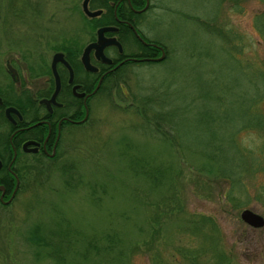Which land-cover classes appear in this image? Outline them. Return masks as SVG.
<instances>
[{
	"label": "rangeland",
	"instance_id": "rangeland-1",
	"mask_svg": "<svg viewBox=\"0 0 264 264\" xmlns=\"http://www.w3.org/2000/svg\"><path fill=\"white\" fill-rule=\"evenodd\" d=\"M81 3L0 0L1 92L96 37ZM145 17L166 55L123 67L54 157L25 159L0 264H264V225L240 217L264 218V1L150 0Z\"/></svg>",
	"mask_w": 264,
	"mask_h": 264
},
{
	"label": "flooded vegetation",
	"instance_id": "flooded-vegetation-1",
	"mask_svg": "<svg viewBox=\"0 0 264 264\" xmlns=\"http://www.w3.org/2000/svg\"><path fill=\"white\" fill-rule=\"evenodd\" d=\"M82 0L81 7L83 8ZM86 7L98 12L89 18L102 17L96 28V37L88 42L79 53L68 48L53 53L49 63V77L39 80L28 89L0 91V206L5 207L15 201L22 186V171L32 167L28 158L49 159L57 152L61 139L69 129L83 125L89 115L88 100L98 92L106 75L119 72L131 63L156 62L166 48L157 40H148L145 13L150 8V0H87ZM101 19V18H100ZM111 27L104 32L112 42L103 49L111 60L107 63L98 57L95 49L89 52V62L97 71L87 70L82 62L84 48L97 40V30ZM67 50H71L68 53ZM62 53L67 65L62 61L55 64V53ZM12 81L20 83V75L9 61L5 64ZM72 76V77H71ZM100 85L95 90L98 81ZM56 91V93H55ZM55 93V95H54ZM54 95V98L52 99Z\"/></svg>",
	"mask_w": 264,
	"mask_h": 264
},
{
	"label": "water",
	"instance_id": "water-1",
	"mask_svg": "<svg viewBox=\"0 0 264 264\" xmlns=\"http://www.w3.org/2000/svg\"><path fill=\"white\" fill-rule=\"evenodd\" d=\"M86 3H87V0H84L83 2V8H84V11L86 14H88L89 16H95L98 14V12H91L87 9L86 7ZM112 28L111 27H101L97 30V40L93 43H90L88 44L85 48H84V51H83V54H82V62L85 66V68L87 70H90V71H97V68L93 65L90 64L89 62V52L91 49H95V53L98 57H101L103 61L107 62V63H110L111 60L109 58H107L104 53H103V49L106 45H109L111 44L112 42H114L115 44H118V42H116L113 38H106L104 36V32L105 31H109L111 30ZM119 45V44H118ZM163 57V54L158 58V59H161ZM57 61H62L64 64L67 65V62L64 60L63 58V54L62 53H55L54 56H53V60H52V70L53 72L55 73V76H56V81H57V87H56V91H57V88H58V78H57V74L55 72V64ZM72 77V76H71ZM100 82H101V79L98 81V84L96 85V88L95 90H97V88L99 87L100 85ZM55 91V93H56ZM54 93V95H55ZM54 95L52 97V99L54 98ZM240 217L241 219L246 222L247 224L251 225V226H256V227H260V226H263L264 225V218L254 212H252L251 210H248V209H244L241 213H240Z\"/></svg>",
	"mask_w": 264,
	"mask_h": 264
},
{
	"label": "trees",
	"instance_id": "trees-1",
	"mask_svg": "<svg viewBox=\"0 0 264 264\" xmlns=\"http://www.w3.org/2000/svg\"><path fill=\"white\" fill-rule=\"evenodd\" d=\"M264 1V0H263ZM72 50H73V48H72ZM68 51V53H70V51L71 50H67ZM119 72L117 71V72H114L113 74H109V75H106V77L104 78V81H103V83H102V85L103 84H105L108 80H110L111 78H113L114 76H116V74H118ZM102 85L100 86V88L102 87ZM99 88V89H100Z\"/></svg>",
	"mask_w": 264,
	"mask_h": 264
}]
</instances>
